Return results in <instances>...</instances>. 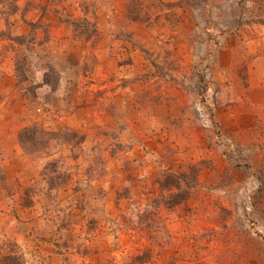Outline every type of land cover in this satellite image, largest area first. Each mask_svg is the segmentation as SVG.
I'll list each match as a JSON object with an SVG mask.
<instances>
[{"label":"rangeland","instance_id":"1","mask_svg":"<svg viewBox=\"0 0 264 264\" xmlns=\"http://www.w3.org/2000/svg\"><path fill=\"white\" fill-rule=\"evenodd\" d=\"M0 264H264V0H0Z\"/></svg>","mask_w":264,"mask_h":264},{"label":"trees","instance_id":"2","mask_svg":"<svg viewBox=\"0 0 264 264\" xmlns=\"http://www.w3.org/2000/svg\"><path fill=\"white\" fill-rule=\"evenodd\" d=\"M85 19H79L78 21L72 22V24L77 23H85ZM81 27V26H80ZM79 28V27H78ZM190 173L193 172V177L195 176V171L192 169H189ZM187 178V174L181 173V174H174V173H166L165 178L160 182V186L162 188H167L168 190H176L172 192L169 196V200L165 202V205L168 206H174L181 202H183L189 195L190 190L193 188V185H187L185 182ZM195 178V177H194ZM181 182H183V186L181 185Z\"/></svg>","mask_w":264,"mask_h":264}]
</instances>
